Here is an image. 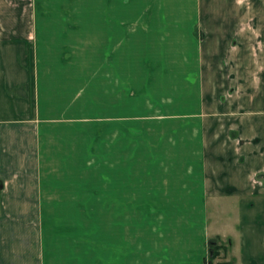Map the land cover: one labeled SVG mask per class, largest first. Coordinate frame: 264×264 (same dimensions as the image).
I'll use <instances>...</instances> for the list:
<instances>
[{
	"label": "crops",
	"instance_id": "0c3cea01",
	"mask_svg": "<svg viewBox=\"0 0 264 264\" xmlns=\"http://www.w3.org/2000/svg\"><path fill=\"white\" fill-rule=\"evenodd\" d=\"M94 255L264 264V0H0V264Z\"/></svg>",
	"mask_w": 264,
	"mask_h": 264
},
{
	"label": "rangeland",
	"instance_id": "374dc122",
	"mask_svg": "<svg viewBox=\"0 0 264 264\" xmlns=\"http://www.w3.org/2000/svg\"><path fill=\"white\" fill-rule=\"evenodd\" d=\"M99 180H100V175H99V171H97L96 173H94L93 174V183H94V185H98L99 186ZM97 186V187H98ZM99 195V191H97V192H94V199H96L97 198V196ZM96 206V207H95ZM94 207H93V218H94V220H96V219H99L100 218V207H99V205H95ZM93 231H94V233L97 231V232H100V224H96V223H93ZM99 234V233H98ZM99 236V235H98ZM99 241V240H98ZM93 251L95 252V253H99V249H96V244H94V249H93ZM93 260H95V261H97L98 263L97 264H100V262H99V259H100V256L99 255H94L93 256ZM81 264H84V263H81Z\"/></svg>",
	"mask_w": 264,
	"mask_h": 264
},
{
	"label": "trees",
	"instance_id": "16d2710c",
	"mask_svg": "<svg viewBox=\"0 0 264 264\" xmlns=\"http://www.w3.org/2000/svg\"><path fill=\"white\" fill-rule=\"evenodd\" d=\"M208 248H209V251L211 252V256L213 258L216 248L214 246H212V245H210Z\"/></svg>",
	"mask_w": 264,
	"mask_h": 264
}]
</instances>
